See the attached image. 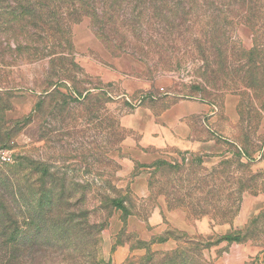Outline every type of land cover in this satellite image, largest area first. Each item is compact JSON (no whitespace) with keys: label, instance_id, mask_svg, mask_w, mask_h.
<instances>
[{"label":"rangeland","instance_id":"rangeland-1","mask_svg":"<svg viewBox=\"0 0 264 264\" xmlns=\"http://www.w3.org/2000/svg\"><path fill=\"white\" fill-rule=\"evenodd\" d=\"M1 1L0 264H264V0Z\"/></svg>","mask_w":264,"mask_h":264},{"label":"trees","instance_id":"trees-1","mask_svg":"<svg viewBox=\"0 0 264 264\" xmlns=\"http://www.w3.org/2000/svg\"><path fill=\"white\" fill-rule=\"evenodd\" d=\"M57 1V5L61 6V4H64L65 2L63 0H56ZM80 2H78V6L74 7L73 5V12H72V16H71V20H77L78 18H82L85 17L91 24L92 28L94 29L95 34L98 36L100 35V37L103 34V27L104 24L108 22L107 19H104L103 16H99L98 14H96L94 11L95 6L94 3H96V0H79ZM4 2V1H3ZM0 0V3H3ZM177 3L175 4V8L176 10H178L179 8H181V10H190L192 8L193 2L195 3L196 0H193L192 2L190 0H177ZM14 3H16V5H21L24 4L26 6H20L19 9L23 10L27 9V12L24 14L20 13V12H16L18 13V15H16L15 19H22V18H28L31 19L29 20L30 23L36 24L38 22L41 21L42 17L41 16H37L34 12H31L30 10H32L31 6V0H14ZM74 3V2H73ZM191 3V4H190ZM1 5V4H0ZM104 5V4H103ZM204 5L207 6H211L213 9L216 10H220L221 7H225L227 6V8H229L230 10L234 11L236 8H245L247 10H249V8H251L252 5H255V1L254 0H206V3H204ZM219 6V7H218ZM17 11V10H16ZM182 14L179 15L175 18L172 19V21L176 20V19H187L189 13ZM219 15H222L221 13ZM52 16L54 17L55 14L52 13ZM224 19H226V17L224 18H220V16H216L213 12L207 17V21L208 24H223L224 23ZM63 20V19H61ZM70 18L66 21H69ZM118 208L122 211H125V209L121 206L118 205ZM222 240L224 241H239V238L237 237H233V236H225L222 238Z\"/></svg>","mask_w":264,"mask_h":264},{"label":"crops","instance_id":"crops-1","mask_svg":"<svg viewBox=\"0 0 264 264\" xmlns=\"http://www.w3.org/2000/svg\"><path fill=\"white\" fill-rule=\"evenodd\" d=\"M184 128H185V126H183ZM185 140V139H184ZM186 142L184 141V144H185ZM182 150L183 151H188V150H192L193 152H197L198 151V149L196 148V146L194 145V146H192V144L190 143V142H188L187 143V145H184L183 146V148H182ZM183 225L184 226H180L179 228L180 229H186V224H185V222L183 221Z\"/></svg>","mask_w":264,"mask_h":264},{"label":"built area","instance_id":"built-area-1","mask_svg":"<svg viewBox=\"0 0 264 264\" xmlns=\"http://www.w3.org/2000/svg\"><path fill=\"white\" fill-rule=\"evenodd\" d=\"M11 158L9 156V152L7 151H0V162L2 163H9Z\"/></svg>","mask_w":264,"mask_h":264}]
</instances>
